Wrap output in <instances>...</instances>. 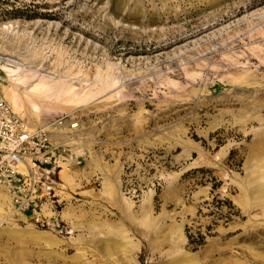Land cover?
<instances>
[{
	"label": "rangeland",
	"instance_id": "1",
	"mask_svg": "<svg viewBox=\"0 0 264 264\" xmlns=\"http://www.w3.org/2000/svg\"><path fill=\"white\" fill-rule=\"evenodd\" d=\"M8 96L79 192L0 264H264V0H0Z\"/></svg>",
	"mask_w": 264,
	"mask_h": 264
},
{
	"label": "built area",
	"instance_id": "2",
	"mask_svg": "<svg viewBox=\"0 0 264 264\" xmlns=\"http://www.w3.org/2000/svg\"><path fill=\"white\" fill-rule=\"evenodd\" d=\"M48 127L34 129L0 97V193L12 214L29 215L34 225L63 231L60 171L80 161L70 147L52 141Z\"/></svg>",
	"mask_w": 264,
	"mask_h": 264
},
{
	"label": "crops",
	"instance_id": "3",
	"mask_svg": "<svg viewBox=\"0 0 264 264\" xmlns=\"http://www.w3.org/2000/svg\"><path fill=\"white\" fill-rule=\"evenodd\" d=\"M8 100V99H7ZM22 115H23V113H22ZM33 127L34 128H38L39 126L38 125H36V124H33ZM65 169V168H64ZM63 169V170H64ZM66 170V169H65ZM62 171V170H61ZM61 171H60V175H61ZM66 174H68V182L67 181H64L66 184H64V186H69L70 188H72L75 192H79V191H77V186H76V182H75V178L73 177V176H71V174H69V173H66ZM2 198H5V196L3 195V193H0V207L1 206H4V201H1V199ZM7 203H8V197H7Z\"/></svg>",
	"mask_w": 264,
	"mask_h": 264
},
{
	"label": "bare ground",
	"instance_id": "4",
	"mask_svg": "<svg viewBox=\"0 0 264 264\" xmlns=\"http://www.w3.org/2000/svg\"><path fill=\"white\" fill-rule=\"evenodd\" d=\"M13 61H14V60H13ZM7 99H8L9 104H10L11 107L13 108V110H14L17 114L22 115L21 107H19V106L15 103V101L12 99V97H11V96H8ZM33 128H34V127H33ZM34 129H36V128H34ZM63 168H64V167H63ZM61 173H62V175H63V176H62L63 180L68 182V174H66L65 169H64V170L62 169ZM65 184H66V183H65Z\"/></svg>",
	"mask_w": 264,
	"mask_h": 264
}]
</instances>
